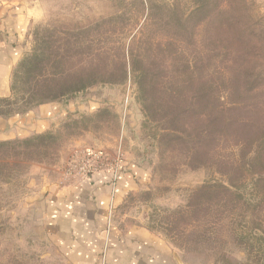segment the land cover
<instances>
[{
	"label": "rangeland",
	"instance_id": "374dc122",
	"mask_svg": "<svg viewBox=\"0 0 264 264\" xmlns=\"http://www.w3.org/2000/svg\"><path fill=\"white\" fill-rule=\"evenodd\" d=\"M18 1L41 14L2 109L60 108L45 131L0 149V264H70L51 241L46 202L53 187L77 178L68 169L89 151L136 164L146 176L112 216L122 237L145 246L114 247L92 264H264V142L202 141L192 99L200 83L184 76L188 87L176 88L182 61H193L198 48L205 53L203 81L210 78L212 37L222 39L224 22L233 17L244 36L245 65H257L263 75L257 100L264 108V0ZM59 49L68 51L71 69H83V83L96 80L92 57L102 51L97 82L32 100L25 60L36 51L47 61ZM184 107L186 126L178 115ZM258 119L264 126V113ZM207 183L214 187L196 191Z\"/></svg>",
	"mask_w": 264,
	"mask_h": 264
},
{
	"label": "crops",
	"instance_id": "0c3cea01",
	"mask_svg": "<svg viewBox=\"0 0 264 264\" xmlns=\"http://www.w3.org/2000/svg\"><path fill=\"white\" fill-rule=\"evenodd\" d=\"M40 14L36 5L28 7L18 0H0V142L45 131L49 119L57 115L60 108L58 104L45 103L24 112L2 109L1 102L11 98L16 67L28 50L31 24ZM143 170L123 161L115 184L111 173L104 171L63 180V184L50 190L45 214L49 234L51 241L61 247L67 262L92 264L101 254H111L114 247L145 246V242L122 237L112 219L125 196L146 177ZM137 232L148 234L144 229ZM126 253L127 250L123 252Z\"/></svg>",
	"mask_w": 264,
	"mask_h": 264
},
{
	"label": "trees",
	"instance_id": "16d2710c",
	"mask_svg": "<svg viewBox=\"0 0 264 264\" xmlns=\"http://www.w3.org/2000/svg\"><path fill=\"white\" fill-rule=\"evenodd\" d=\"M224 23V27L227 29L225 33H220L222 39L217 34L212 37L216 47L214 52H211L209 55L212 62V69L209 72L210 78L203 81V68H205L203 55L205 53L200 48H196L199 55L197 53L193 61H189V59L182 61L184 68L182 71H177V81L180 80L181 85H179L180 87L177 85L176 88L183 93V89L187 88L190 82L185 80L186 77L190 80L192 77L194 83L197 79L200 83L195 98L192 99H194V105L197 108L196 120L204 125V127L199 129V138H202V141L207 136H209L208 139L212 140L213 138L216 141L231 136L239 144H241L239 140L243 139V142H246L244 138H247V140H251L252 146L258 143L261 145L264 142V126H260L256 122V119L259 120V116L261 117L264 113V108L261 105L262 101L259 102L257 100V95L263 82V75L257 68V65L256 67H247L244 63L246 60V55L243 53L244 36L235 27V25L241 27L238 21L232 17ZM217 39L221 41L222 45L219 46L216 44ZM95 52L92 57V62L95 63L91 68L93 72L90 70V75L95 76L97 80V74L102 72L100 61L103 53L100 50ZM44 56L45 53L38 54L34 51L24 62L23 70L27 75L28 82H30L28 85V93L31 94L32 100H37V102L42 103L51 97L65 96L69 93L81 91L97 82L96 80L92 81V83H83L81 81L83 80V75L81 74L83 69H71L69 67L70 61L67 50L64 52V50L59 49L55 53H50L47 61H44ZM39 68L45 76V82L39 80ZM51 69H53L52 72ZM201 69L202 75L198 77V71ZM184 76L185 78H183ZM183 79L185 81L184 83ZM190 83L193 85L192 80ZM247 86L250 88L246 89L245 87ZM244 89H246V92ZM45 94L47 95L38 101L37 97ZM178 94L180 92H175V95H171V98L176 100L179 97ZM247 98L252 100L250 101L251 104L249 107H246V103L244 102ZM246 113L248 114L246 115ZM187 114L189 113L185 107L178 114L179 119L185 126L186 121L183 120H186ZM253 129H256L259 133ZM182 130L186 131L185 127ZM36 138L33 137L32 139ZM6 145V141L0 142V149H3ZM247 159L253 160L255 158L251 155ZM213 187L214 184L207 183L200 186L196 191H206ZM224 258L229 262L228 258Z\"/></svg>",
	"mask_w": 264,
	"mask_h": 264
},
{
	"label": "built area",
	"instance_id": "2783aa9c",
	"mask_svg": "<svg viewBox=\"0 0 264 264\" xmlns=\"http://www.w3.org/2000/svg\"><path fill=\"white\" fill-rule=\"evenodd\" d=\"M121 165L122 161L118 157L111 159L101 151H89L71 163L68 173L82 177L108 171L112 175L113 184H115L120 177Z\"/></svg>",
	"mask_w": 264,
	"mask_h": 264
}]
</instances>
